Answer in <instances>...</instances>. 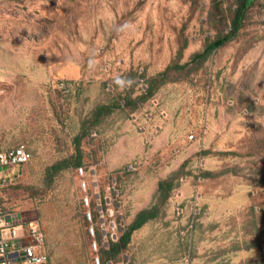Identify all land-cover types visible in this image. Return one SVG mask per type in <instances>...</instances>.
Listing matches in <instances>:
<instances>
[{
    "label": "rangeland",
    "instance_id": "rangeland-1",
    "mask_svg": "<svg viewBox=\"0 0 264 264\" xmlns=\"http://www.w3.org/2000/svg\"><path fill=\"white\" fill-rule=\"evenodd\" d=\"M237 6L0 0V152L28 155L0 198L47 264H264V0L194 58Z\"/></svg>",
    "mask_w": 264,
    "mask_h": 264
},
{
    "label": "built area",
    "instance_id": "built-area-1",
    "mask_svg": "<svg viewBox=\"0 0 264 264\" xmlns=\"http://www.w3.org/2000/svg\"><path fill=\"white\" fill-rule=\"evenodd\" d=\"M27 160L28 155L21 148L0 152V188L16 177L14 170ZM41 245L35 212L0 207V264H45Z\"/></svg>",
    "mask_w": 264,
    "mask_h": 264
},
{
    "label": "trees",
    "instance_id": "trees-1",
    "mask_svg": "<svg viewBox=\"0 0 264 264\" xmlns=\"http://www.w3.org/2000/svg\"><path fill=\"white\" fill-rule=\"evenodd\" d=\"M252 2H253V0H238V6L234 10V18L231 21L230 32L226 33L225 35H223L220 38L213 40L212 42L207 43V45L204 47V49L199 54L194 55V58L202 60V59L206 58L207 55L211 51L215 50L216 48L221 47L225 42L229 41L232 38V36L234 35L235 30L238 29V26H239L241 18L243 17L244 11L251 5ZM101 109H102V107H101ZM101 109L98 108V111L101 112L100 111ZM77 140H78V138H76V142H77ZM75 152L78 153L77 147L75 148ZM73 164H75V166L80 165L78 157H74ZM64 165H65V163L61 162V163H57L55 165L50 166L47 169L48 170L47 176L50 178V176L52 174L63 169L66 166V165L65 166ZM21 166H19V167H21ZM164 184L165 183H160L158 185V188H157L158 192H160L161 194H162V189H163ZM6 186L0 188V193L2 191H4ZM3 201H4V199L0 198V207L4 210H8V208L4 207V205L2 204ZM154 217H155V212L152 209L142 210V211H139L138 213H136L135 216L133 217L132 221L126 227H124L122 231H119L118 238L114 242L109 241L107 248L102 251L103 256L106 257L105 260L109 261L110 259H114L115 257H117L126 248L127 244L129 243V239H130L131 234L134 231L138 230L147 221L153 219ZM45 257H46V255H45ZM47 261L48 260L46 257V263L45 264H47Z\"/></svg>",
    "mask_w": 264,
    "mask_h": 264
},
{
    "label": "clouds",
    "instance_id": "clouds-1",
    "mask_svg": "<svg viewBox=\"0 0 264 264\" xmlns=\"http://www.w3.org/2000/svg\"><path fill=\"white\" fill-rule=\"evenodd\" d=\"M119 82V81H118Z\"/></svg>",
    "mask_w": 264,
    "mask_h": 264
}]
</instances>
